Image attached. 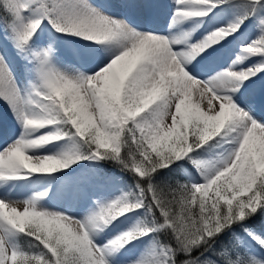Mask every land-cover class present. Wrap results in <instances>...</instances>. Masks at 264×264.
I'll use <instances>...</instances> for the list:
<instances>
[{
	"label": "snow or ice",
	"instance_id": "1",
	"mask_svg": "<svg viewBox=\"0 0 264 264\" xmlns=\"http://www.w3.org/2000/svg\"><path fill=\"white\" fill-rule=\"evenodd\" d=\"M0 110V264H264V0H0Z\"/></svg>",
	"mask_w": 264,
	"mask_h": 264
},
{
	"label": "rangeland",
	"instance_id": "2",
	"mask_svg": "<svg viewBox=\"0 0 264 264\" xmlns=\"http://www.w3.org/2000/svg\"><path fill=\"white\" fill-rule=\"evenodd\" d=\"M161 26L163 27V25H161ZM17 71L19 72V67L17 68ZM0 122H2L6 128L8 127V126H6L7 123H8V125H11L13 123L11 121L10 114L7 113L6 111H2V110H0ZM13 198L18 199V200H22L25 197L20 195V194H16Z\"/></svg>",
	"mask_w": 264,
	"mask_h": 264
},
{
	"label": "bare ground",
	"instance_id": "3",
	"mask_svg": "<svg viewBox=\"0 0 264 264\" xmlns=\"http://www.w3.org/2000/svg\"><path fill=\"white\" fill-rule=\"evenodd\" d=\"M162 27V26H161Z\"/></svg>",
	"mask_w": 264,
	"mask_h": 264
}]
</instances>
